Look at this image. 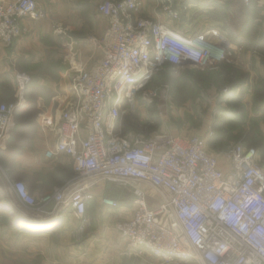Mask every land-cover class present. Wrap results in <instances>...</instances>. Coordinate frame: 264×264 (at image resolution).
I'll use <instances>...</instances> for the list:
<instances>
[{"label": "built area", "instance_id": "1", "mask_svg": "<svg viewBox=\"0 0 264 264\" xmlns=\"http://www.w3.org/2000/svg\"><path fill=\"white\" fill-rule=\"evenodd\" d=\"M196 1L155 3L168 20L178 22ZM94 4L108 20L99 43L102 56L71 77L68 100L53 123L55 146L45 153L69 156L73 175L37 197L23 181L7 178L0 193L13 194L27 211L48 218L74 214L81 238L94 188L117 184L133 197L131 217L114 222L128 251L150 253L165 263L264 264V167L253 146L237 142L216 154L208 147L211 130L207 137L170 131L144 135L123 133L120 125L122 108L144 94L164 67L175 73L215 68L233 57L229 40L218 29L178 30L137 16L141 0ZM23 17H44L36 0H0V43L21 34ZM29 79L16 72L19 99L0 103V149L14 129L15 109ZM100 203L119 208L109 196H101Z\"/></svg>", "mask_w": 264, "mask_h": 264}, {"label": "crops", "instance_id": "2", "mask_svg": "<svg viewBox=\"0 0 264 264\" xmlns=\"http://www.w3.org/2000/svg\"><path fill=\"white\" fill-rule=\"evenodd\" d=\"M36 1L44 17H24L23 32L7 45L0 43V102L6 95L10 97L7 103L17 100L16 72L30 78L15 109L14 129L0 149V187L7 186V178L21 180L35 197L73 175L69 156L45 153L55 146L53 123L68 100L70 79L101 58L97 42L108 25L94 0ZM141 1L137 16L166 22L178 30L218 29L234 48L233 57L222 64L248 72L251 79L264 80V53L256 47L257 36L252 38L253 33L248 32L264 33V0H251L249 5L240 0H198L178 22L168 20L155 0ZM235 2L242 9H236ZM220 66L206 69L220 72ZM254 85L251 82L250 94ZM217 91L213 84L207 86L208 93ZM44 120H48L46 125H42ZM261 131L264 135L263 128ZM258 153L264 167L262 153ZM94 192L95 199L85 212L89 226L81 238L77 235L79 219L74 214L48 218L27 211L13 194L0 193V264H183L128 251L114 222L131 217L132 195L109 182L98 185ZM147 192L151 193L150 189ZM101 196L116 198L119 208L104 206ZM148 201H153L152 196Z\"/></svg>", "mask_w": 264, "mask_h": 264}, {"label": "rangeland", "instance_id": "3", "mask_svg": "<svg viewBox=\"0 0 264 264\" xmlns=\"http://www.w3.org/2000/svg\"><path fill=\"white\" fill-rule=\"evenodd\" d=\"M234 5L236 9H242L239 2H235ZM248 32L253 33L252 38L259 35L255 30ZM235 37H239V34ZM99 43L100 41L97 42L98 46ZM220 69L226 70L224 78L206 68H189L182 72H173L169 79L160 78L152 81L144 94L138 95L133 102L126 103L122 108L121 123L123 129L127 127L125 133L150 135L157 131H170L207 137L208 131L211 130L213 133L212 124L219 121L221 128L217 131L216 137L220 139L216 145H208L210 151L220 154L231 145L242 142L259 150L264 161V135L261 131L264 129V114L253 113V100H250L253 95L250 94L251 82L259 83L261 79H251L244 70L236 72L231 68L229 71L223 65ZM233 72L234 79L230 80V73ZM238 81L244 82L240 88L243 94L239 93V90L230 94L228 92L230 87ZM212 84L218 91L208 93L207 86ZM9 98L6 95L0 103H7ZM152 117L160 119V125L155 131L150 129L154 123Z\"/></svg>", "mask_w": 264, "mask_h": 264}, {"label": "trees", "instance_id": "4", "mask_svg": "<svg viewBox=\"0 0 264 264\" xmlns=\"http://www.w3.org/2000/svg\"><path fill=\"white\" fill-rule=\"evenodd\" d=\"M255 41H256L255 42L256 47L258 49H260L261 52L264 53V33H260V35L257 36ZM222 65H223V67H225L229 71H231L233 69V67L231 65H229V64L228 65L227 64H222ZM234 70L235 69H233V71ZM225 72H226V70H220V72L211 71V73L219 75L220 78L221 77L224 78V76L226 74ZM172 74H173V71L170 69V67L166 66L158 74H156L154 76L152 81H155V80L160 79V78L169 79L172 76ZM230 75L231 76H230L229 79L230 80L234 79L235 72H233L232 74L230 73ZM152 81H151L150 85L152 84ZM165 82H167V81H165ZM243 83L244 82L238 81L237 83L233 84V87H230L228 92H230V94H232V93L236 92V90H239V93L243 94V91L240 92V90H241L240 88L243 87ZM223 94L224 93H222V95ZM258 95H261V97H258ZM252 106H253V113L259 114L261 112V113L264 114V80L263 79H261L259 81V83L257 82L254 85ZM152 120H153L154 123H153V125H151L150 129H151V131H155L156 129H158V127L160 125V119L158 117H152ZM120 125H121V129H122L123 133H125V131L127 130V127H124V129H123L122 123ZM220 128L221 127H220V122L219 121L214 122L212 124V130H213L214 134L209 139L210 142L208 141V145H210V144L212 146L216 145L217 141L220 139V137H216V133H217L218 130H220Z\"/></svg>", "mask_w": 264, "mask_h": 264}]
</instances>
